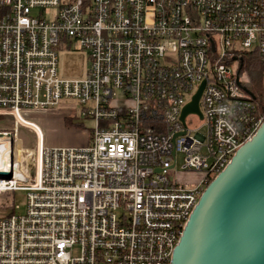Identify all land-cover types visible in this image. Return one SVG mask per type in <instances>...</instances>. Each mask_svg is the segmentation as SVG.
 Here are the masks:
<instances>
[{
	"label": "built area",
	"instance_id": "2783aa9c",
	"mask_svg": "<svg viewBox=\"0 0 264 264\" xmlns=\"http://www.w3.org/2000/svg\"><path fill=\"white\" fill-rule=\"evenodd\" d=\"M74 42L87 74L61 77ZM253 62L262 80L264 0H0L13 126L0 122V195L27 192L24 213L0 217V264H170L206 187L264 121ZM203 83V117L183 121ZM63 99L95 123L86 145L49 146L32 119Z\"/></svg>",
	"mask_w": 264,
	"mask_h": 264
},
{
	"label": "water",
	"instance_id": "95a60500",
	"mask_svg": "<svg viewBox=\"0 0 264 264\" xmlns=\"http://www.w3.org/2000/svg\"><path fill=\"white\" fill-rule=\"evenodd\" d=\"M205 83L182 112L202 118ZM170 264H264V121L208 184Z\"/></svg>",
	"mask_w": 264,
	"mask_h": 264
},
{
	"label": "rangeland",
	"instance_id": "374dc122",
	"mask_svg": "<svg viewBox=\"0 0 264 264\" xmlns=\"http://www.w3.org/2000/svg\"><path fill=\"white\" fill-rule=\"evenodd\" d=\"M89 63L88 54L85 50L79 49L77 43H73L69 48H62L59 50V74L61 77L66 78H83L87 74ZM234 67L239 66V62H233ZM252 79V82L247 83L248 86L259 96L264 97V76L261 78L259 71L255 72L252 69L246 70ZM245 72L243 73V79L245 78ZM81 105L78 101L72 99H63L59 106L47 111L45 114H34L32 119L37 120L43 128L48 130V140L46 144L51 143V139H59L61 142H57V145L62 146H83L88 143L92 136V130L95 127V123L87 117L82 116L80 111ZM66 118L72 120V124L66 122ZM4 116H0V122L7 124L8 129L13 128L11 121H5ZM193 118L189 119V123L193 124ZM1 127V126H0ZM4 127V126H3ZM1 129V128H0ZM19 136L23 140L24 146L33 148L35 145V136L30 133V130L23 127ZM49 141V142H48ZM19 148L21 143L18 141ZM174 170H170L173 172ZM197 175V176H196ZM192 176H183L182 179L188 181H197L199 174ZM191 185V182L188 183ZM27 192L17 191L0 195V217L6 216L11 213L14 206L19 205V213H24L27 203Z\"/></svg>",
	"mask_w": 264,
	"mask_h": 264
},
{
	"label": "bare ground",
	"instance_id": "6f19581e",
	"mask_svg": "<svg viewBox=\"0 0 264 264\" xmlns=\"http://www.w3.org/2000/svg\"><path fill=\"white\" fill-rule=\"evenodd\" d=\"M10 145V141L9 140H1L0 139V160H3V158L5 157V152L7 150V147ZM19 147V144H18ZM9 159V157H8Z\"/></svg>",
	"mask_w": 264,
	"mask_h": 264
},
{
	"label": "crops",
	"instance_id": "0c3cea01",
	"mask_svg": "<svg viewBox=\"0 0 264 264\" xmlns=\"http://www.w3.org/2000/svg\"><path fill=\"white\" fill-rule=\"evenodd\" d=\"M46 113V112H45ZM45 113H42V114H45ZM38 115H41V114H38ZM35 120V119H34ZM35 121H37V120H35ZM42 127V126H41ZM43 128V127H42ZM43 130H44V132H45V141L46 140H48V137H47V135H49V133H48V130L46 129V128H43ZM61 142V140H59V139H51V143L49 142V146H62V145H57V142Z\"/></svg>",
	"mask_w": 264,
	"mask_h": 264
},
{
	"label": "trees",
	"instance_id": "16d2710c",
	"mask_svg": "<svg viewBox=\"0 0 264 264\" xmlns=\"http://www.w3.org/2000/svg\"><path fill=\"white\" fill-rule=\"evenodd\" d=\"M250 67H251L250 69H252V70L255 71V72L262 70V66H260V64L257 63V62H253V64H252ZM260 79H261V78H260ZM260 96H262V95H260ZM66 122H67V123H70V124L73 123L72 120H71L70 118H66ZM0 128H1V127H0Z\"/></svg>",
	"mask_w": 264,
	"mask_h": 264
}]
</instances>
